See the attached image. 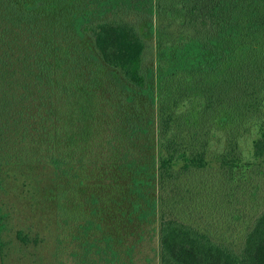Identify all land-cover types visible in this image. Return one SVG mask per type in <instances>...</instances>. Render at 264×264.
<instances>
[{
	"label": "trees",
	"instance_id": "trees-1",
	"mask_svg": "<svg viewBox=\"0 0 264 264\" xmlns=\"http://www.w3.org/2000/svg\"><path fill=\"white\" fill-rule=\"evenodd\" d=\"M259 161L264 0H0V171L53 169L82 263L264 264V208L238 242L192 212Z\"/></svg>",
	"mask_w": 264,
	"mask_h": 264
},
{
	"label": "rangeland",
	"instance_id": "rangeland-1",
	"mask_svg": "<svg viewBox=\"0 0 264 264\" xmlns=\"http://www.w3.org/2000/svg\"><path fill=\"white\" fill-rule=\"evenodd\" d=\"M126 19L132 21L135 16ZM151 44L146 52V64L154 59L155 42ZM248 135L246 132L240 139L242 151ZM0 176L3 178H0V206L7 216L0 237V264H84L77 255V242L71 239L70 230L57 222L51 200L53 169L42 164L27 169L6 166ZM226 177L219 165L192 175L191 180L198 182L194 191L200 192L198 198L202 200L192 212L202 214V219L211 224L217 235L238 242L250 220L264 208V164L259 161L251 168L241 164L231 182H225ZM206 178L217 183L214 191L207 188L203 192L207 199L201 195L202 179ZM19 232L30 241L23 243L18 238ZM156 246L157 237L148 240L136 263L158 264Z\"/></svg>",
	"mask_w": 264,
	"mask_h": 264
}]
</instances>
